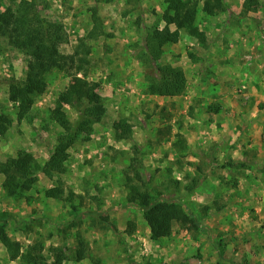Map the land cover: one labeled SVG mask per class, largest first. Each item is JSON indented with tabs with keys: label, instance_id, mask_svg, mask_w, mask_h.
<instances>
[{
	"label": "rangeland",
	"instance_id": "obj_1",
	"mask_svg": "<svg viewBox=\"0 0 264 264\" xmlns=\"http://www.w3.org/2000/svg\"><path fill=\"white\" fill-rule=\"evenodd\" d=\"M18 1L0 0V12ZM36 1L43 17L65 27L68 41L60 52L69 58L64 70L47 75L44 93L17 122L8 87L23 80L27 57L0 38V115L12 123L0 138V161L24 153L43 164L54 144L67 138L51 109L75 77L101 95L105 114L67 149L65 171L53 181L39 173L30 191L9 198L0 176V228L7 239L23 250L41 241L49 262V247H65L70 257L80 234L100 264H264V0H256L255 12H244V0H224L227 10L214 16L203 13L205 0H198L195 23L203 36L182 32L157 62L176 68L184 81L175 97L150 92L158 72L139 58L145 36L163 26V0ZM81 44L90 49L85 75L75 70ZM64 111L75 125L77 109ZM225 116L229 140L220 135L218 121ZM118 121L131 126L129 139L115 138ZM217 150L233 159L220 162ZM210 155L205 171L200 163ZM133 158L153 198L186 204L194 223H174L170 236L150 239L142 210L127 205ZM57 178L63 198H46ZM69 191L75 211L65 201ZM130 221L134 231L128 234ZM0 264H20L1 242Z\"/></svg>",
	"mask_w": 264,
	"mask_h": 264
},
{
	"label": "trees",
	"instance_id": "obj_2",
	"mask_svg": "<svg viewBox=\"0 0 264 264\" xmlns=\"http://www.w3.org/2000/svg\"><path fill=\"white\" fill-rule=\"evenodd\" d=\"M165 8L162 12L163 26L152 30L144 38L143 53L139 55L145 64L154 67L158 72L157 81L151 82L150 92L161 97H175L183 93L185 84L176 68L170 65L157 66L163 48L169 44H176L182 32L191 37L201 38L202 32L195 23L199 11L198 0H163ZM260 7L256 0H244V12L257 11ZM92 18L98 23L94 9ZM203 13L214 16L227 10L224 0H205L202 3ZM0 38L7 40L8 44L27 57L26 69L21 82L11 83L8 87V100L16 106V120L20 122L33 108L35 100L44 93L47 83L46 77L53 71L64 70L68 55L60 52V46L67 43L68 35L61 23L46 19L42 16L36 0H20L12 3L0 12ZM75 53L79 56L76 72L85 75L89 65V47L81 44ZM157 67V68H156ZM77 109L78 121L72 125L67 118L64 107ZM105 114L102 97L87 82L85 78L75 77L69 86L59 95L55 106L51 109L54 122L66 133L67 138L54 144L48 159L38 163L31 155L24 153L17 157H8L0 161V176L4 177L2 189L6 197H15L22 192H27L38 182L41 173L49 181L56 175L65 171L68 159V148L76 143L80 133H86L89 125L99 122ZM11 120L0 115V138L4 137ZM115 138L117 140L129 139L131 126L118 121L114 123ZM140 160L133 158L129 169L134 173V183L130 187L128 204H135L142 212L149 228L152 241L161 240L170 236L174 223L181 226L193 222L189 206L179 200L159 197L153 198L148 192L145 182L136 167ZM196 185L197 180H193ZM60 179L55 180V185L45 189L44 196L49 199L61 200L64 192ZM194 186L187 188L190 193ZM72 191L68 192L65 201L70 203L72 210ZM81 200V197H79ZM98 216L99 215H95ZM78 214L73 223L75 224ZM134 231V224L127 223V233ZM0 242L5 247L10 260H19L20 264H63L68 260L80 262L90 260V264H100V260L92 258L84 238L77 234L75 246L70 250L65 247H49L52 261L49 262L43 255V243L34 242L22 249L20 243L7 239L3 227L0 228Z\"/></svg>",
	"mask_w": 264,
	"mask_h": 264
},
{
	"label": "crops",
	"instance_id": "obj_3",
	"mask_svg": "<svg viewBox=\"0 0 264 264\" xmlns=\"http://www.w3.org/2000/svg\"><path fill=\"white\" fill-rule=\"evenodd\" d=\"M177 44V43H176ZM175 45V44H174ZM254 71H255V69H254ZM229 119L225 116V118H223V121L222 122H220V121H218L219 123H221V131H220V135H222L223 137H224V135L226 136V138H225V140H229V136H230V131L228 130L229 128H228V124H229ZM254 132H260V131H255V130H253ZM218 138H220L221 139V137H218ZM220 142H222V141H220ZM217 145H219V149H220V147H222L221 145V143H219L218 142V144ZM216 148L217 147H215V151H216ZM219 153H214V156H218V158L220 159V158H223V159H221L220 160V162H222V160H223V162L225 161H230V158H232L233 159V157H231V155H229L228 153H226L224 150H222V152H220L219 150H217ZM222 154V155H221ZM209 158H211V155L210 156H208V161H207V163L206 162H204V163H200L201 165H204L205 166V168H206V170L205 171H207V170H209V166H208V162L210 161L209 160ZM214 158V157H213ZM211 162V161H210ZM219 162V163H220ZM226 165H228V164H226ZM204 168V169H205ZM203 172V171H202ZM213 181H216V179L215 180H213Z\"/></svg>",
	"mask_w": 264,
	"mask_h": 264
}]
</instances>
